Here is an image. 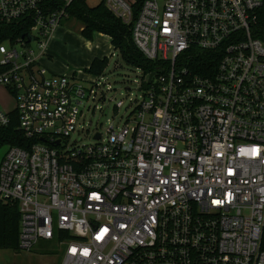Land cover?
I'll use <instances>...</instances> for the list:
<instances>
[{
	"label": "built area",
	"instance_id": "1",
	"mask_svg": "<svg viewBox=\"0 0 264 264\" xmlns=\"http://www.w3.org/2000/svg\"><path fill=\"white\" fill-rule=\"evenodd\" d=\"M62 1L0 0V24L29 27L0 43L15 102H0V129L14 113L23 143L0 134V204L18 210L19 250L56 247L62 264H264V0H97L126 23L138 5L132 40L157 70L143 72L133 125L72 146L83 73L43 63ZM195 50L216 64L190 66Z\"/></svg>",
	"mask_w": 264,
	"mask_h": 264
},
{
	"label": "rangeland",
	"instance_id": "2",
	"mask_svg": "<svg viewBox=\"0 0 264 264\" xmlns=\"http://www.w3.org/2000/svg\"><path fill=\"white\" fill-rule=\"evenodd\" d=\"M90 5L97 4V0H87ZM81 23L75 18H63L58 24L55 35L63 49L59 58L70 66V70L81 71L85 80H79L88 89V96L80 106L76 130L71 134L68 144L92 143L95 132L104 134L110 125L120 127L124 123L133 125L135 100H140L141 93L138 84L143 78V70L126 64L118 51L110 50L108 64L101 75L86 73L85 64H78L90 54L80 34ZM35 33V32H34ZM93 45L95 42L92 43ZM31 48L37 50L36 43ZM106 49L108 47L104 45ZM93 48V47H92ZM97 51V50H96ZM109 52V53H110ZM55 56V55H54ZM2 54L0 53V60ZM58 56H55L57 59ZM93 80V82H92ZM95 93H89V90ZM122 100V106L116 103ZM0 102L4 109H12L15 102L0 88ZM59 248L44 247L40 244L31 251L13 248L0 249V264H62V254Z\"/></svg>",
	"mask_w": 264,
	"mask_h": 264
},
{
	"label": "trees",
	"instance_id": "3",
	"mask_svg": "<svg viewBox=\"0 0 264 264\" xmlns=\"http://www.w3.org/2000/svg\"><path fill=\"white\" fill-rule=\"evenodd\" d=\"M53 9L63 7L62 0H52ZM138 5L134 9L131 22L126 23L121 18L114 15L103 2L90 5L87 0H72L66 7L67 18H75L81 23L80 34L85 39L91 40L95 32L102 33L110 38V42L115 51H118L123 61L131 66L138 67L143 72L148 73L157 70V62L147 59L135 46L132 40V25L136 18ZM262 30L255 34L264 40V21H262ZM29 27L24 22H12L0 24V43L8 39H14L22 36ZM208 53L200 50L193 51V57L189 61L190 66H195L198 62H205L211 67L216 64ZM211 63V64H210ZM108 64V57L94 58L90 65L84 68L86 73L92 75H101ZM3 68L0 67V71ZM17 121L15 114L12 113L10 123L0 129V134L6 137L1 142L9 144L22 145L20 133L17 130ZM20 138V139H19ZM18 210L14 206L0 204V249L18 248V228H19Z\"/></svg>",
	"mask_w": 264,
	"mask_h": 264
},
{
	"label": "crops",
	"instance_id": "4",
	"mask_svg": "<svg viewBox=\"0 0 264 264\" xmlns=\"http://www.w3.org/2000/svg\"><path fill=\"white\" fill-rule=\"evenodd\" d=\"M56 28L53 30L51 36L48 39L47 49H46L47 55H46V58L43 59V63L48 68V70H50L53 73L69 74L70 72H73L74 70H70V66L68 64H65L64 62H62L59 58V55L62 54L61 49H63V47L60 44V42L57 41V38L55 35ZM93 42H95L94 45L92 44ZM84 43L88 47V49H91L90 50L91 52L88 56L85 57V59H83L82 61H79L78 64H85L86 63L87 67L90 65L91 61L94 58L108 57V56H106V54L110 55V54H112V52H110V50L111 49L114 50V48L110 42L109 36L102 34V33L95 32L93 34V37L91 40L84 38ZM104 45H106L108 47V49H106V47H104ZM54 55L58 56V58L55 59Z\"/></svg>",
	"mask_w": 264,
	"mask_h": 264
},
{
	"label": "water",
	"instance_id": "5",
	"mask_svg": "<svg viewBox=\"0 0 264 264\" xmlns=\"http://www.w3.org/2000/svg\"><path fill=\"white\" fill-rule=\"evenodd\" d=\"M26 36H27V41H30L32 38L28 35V34H26ZM152 75V74H151ZM149 81V80H148ZM97 136H98V134H97Z\"/></svg>",
	"mask_w": 264,
	"mask_h": 264
}]
</instances>
